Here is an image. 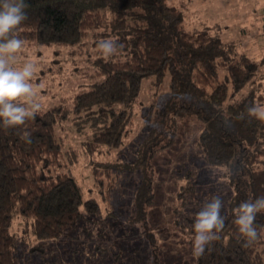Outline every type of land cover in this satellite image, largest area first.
I'll use <instances>...</instances> for the list:
<instances>
[{
    "label": "trees",
    "instance_id": "16d2710c",
    "mask_svg": "<svg viewBox=\"0 0 264 264\" xmlns=\"http://www.w3.org/2000/svg\"><path fill=\"white\" fill-rule=\"evenodd\" d=\"M25 2L28 19L16 29L19 38L31 45L53 46L56 53L66 46L74 57L83 55L88 84L68 96V102L62 97L47 106L40 104L35 119L23 125L0 123V264H48L57 258L60 262L46 243L65 241L70 229L100 210L95 197H84L72 170V153L62 133L66 123L80 136L87 155L102 152L103 147L122 149L136 134V116L147 88L161 81L169 90L167 106L140 139L136 149L140 156L132 164L150 166L158 151L174 143L179 117L196 114L203 122L197 137L203 163L225 171L220 182L227 190V196L221 195L225 226L203 255L194 254L196 213L186 203L199 201L205 185L194 179L196 172L188 163L186 179L176 192L180 197L176 210L187 208L181 234L195 264H264V211L257 214L260 237L255 242L247 243L235 224L241 202L264 196V121L247 112L253 105L264 106V56L258 61L239 50L241 37L190 25L186 8L173 0ZM260 19L264 34V9ZM108 38L121 47L105 58L98 43ZM25 133L31 134V143ZM117 164L95 161L91 173L99 190L114 185L110 171ZM110 192H102V197L107 199ZM152 196L151 182H143L134 205L137 211L146 214L145 204ZM18 216L30 223L38 239L27 250L33 259L21 256L12 230ZM49 250L54 253L51 258Z\"/></svg>",
    "mask_w": 264,
    "mask_h": 264
},
{
    "label": "rangeland",
    "instance_id": "374dc122",
    "mask_svg": "<svg viewBox=\"0 0 264 264\" xmlns=\"http://www.w3.org/2000/svg\"><path fill=\"white\" fill-rule=\"evenodd\" d=\"M173 1L186 8L190 25H206L213 32L221 29L230 38L241 37L239 50L247 52L255 60H262L264 34L260 16L264 0ZM227 26L229 29L226 31ZM240 27L242 29L239 30ZM60 48L56 53L53 46L24 43L23 48L14 54V67L19 68L26 62L37 65L32 78V83L37 87L33 101L42 106L62 97L68 102V96L86 88L88 84L82 71L85 63L83 55L74 57L69 53L70 47ZM145 81L142 83V92ZM146 91L148 96L145 104H141L136 116V134L131 140L128 139L129 142L122 149L108 151L103 147L102 152L87 155L80 145V136L66 123L62 133L72 153V170L84 197H95L100 210L88 215L76 228L70 229L65 241L63 238L46 243L60 257V262L57 258L48 261V264H195L194 255L179 229L187 208H183L181 213L176 210L180 204L176 192L180 183L186 179V164L192 163L188 166L196 172L194 179L205 185L204 188L198 185L201 190L195 198L199 201L192 199L186 203L193 206L197 213L210 202L212 196L221 197L227 192L224 187H220L225 171L203 163L197 145L203 122L196 114L179 117L174 143L158 151L149 160L150 166L144 163L132 164L140 156L136 151L140 139L150 126L157 124L156 120L162 116L163 106H167L169 100L168 86L164 81L160 85L152 83ZM150 102L153 108L148 111ZM96 160L116 161L119 165L110 171L115 178L114 185L108 189L104 187L102 191L95 186L91 173ZM148 180L152 184L153 196L151 202L145 204L144 214L137 211L134 205L142 183ZM110 189V194L104 199L102 192L107 193ZM12 230L17 235L22 258L33 259L27 250L38 239L32 235L30 223L18 216L14 219ZM52 252L49 250V258L54 254Z\"/></svg>",
    "mask_w": 264,
    "mask_h": 264
},
{
    "label": "clouds",
    "instance_id": "9594fccd",
    "mask_svg": "<svg viewBox=\"0 0 264 264\" xmlns=\"http://www.w3.org/2000/svg\"><path fill=\"white\" fill-rule=\"evenodd\" d=\"M25 0H0V123L4 127L23 125L29 118L35 119L40 104L33 101L37 87L32 78L37 65L26 62L21 67L13 66L14 54L24 46V41L16 34V29L28 19ZM120 45L113 38L99 41L98 48L105 58L115 55ZM27 101L22 103L21 101ZM250 116L264 121V106L253 105L247 109ZM24 139L31 143V134L25 133ZM224 201L219 195L212 196L194 217V254L201 256L206 246L219 239V233L225 226V217L221 214ZM264 211V196L249 199L239 204L235 210V224L247 243L259 239L256 226L257 214Z\"/></svg>",
    "mask_w": 264,
    "mask_h": 264
}]
</instances>
